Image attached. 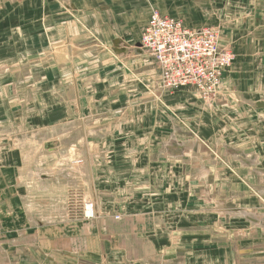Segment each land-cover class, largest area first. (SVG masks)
<instances>
[{
    "label": "crops",
    "instance_id": "0c3cea01",
    "mask_svg": "<svg viewBox=\"0 0 264 264\" xmlns=\"http://www.w3.org/2000/svg\"><path fill=\"white\" fill-rule=\"evenodd\" d=\"M152 10L219 29L214 103L161 88ZM0 264H264V0H0Z\"/></svg>",
    "mask_w": 264,
    "mask_h": 264
},
{
    "label": "built area",
    "instance_id": "2783aa9c",
    "mask_svg": "<svg viewBox=\"0 0 264 264\" xmlns=\"http://www.w3.org/2000/svg\"><path fill=\"white\" fill-rule=\"evenodd\" d=\"M139 43L157 64L163 90L174 93L192 88L198 98L207 103L219 98L222 75L231 66L234 55L220 46L216 28H187L181 20L152 11ZM77 199L81 203L76 213L82 219H94L93 204Z\"/></svg>",
    "mask_w": 264,
    "mask_h": 264
},
{
    "label": "rangeland",
    "instance_id": "374dc122",
    "mask_svg": "<svg viewBox=\"0 0 264 264\" xmlns=\"http://www.w3.org/2000/svg\"><path fill=\"white\" fill-rule=\"evenodd\" d=\"M152 11H155V10H152ZM152 11H151V12H152ZM216 28H217V27H216ZM217 30H218V32H219V34H220V31H219L218 28H217ZM229 51H230V50H229ZM230 52H231V51H230ZM231 53H232V52H231ZM83 142H84V141H82V143H83ZM82 143H81V144H82ZM78 149H79V148H78V146L76 145V164H77V165H79V164L82 163V158H80V155L78 156V152H77ZM65 159H66V158H65ZM85 201H86V202H90L89 200H87V198H85ZM78 203H81V202H77V201H76V207L78 206ZM90 203L93 204V209H94V208H95V207H94V203H93V202H90ZM95 213H96V211H95ZM83 220H85V219H83ZM85 221H87V220H85Z\"/></svg>",
    "mask_w": 264,
    "mask_h": 264
},
{
    "label": "bare ground",
    "instance_id": "6f19581e",
    "mask_svg": "<svg viewBox=\"0 0 264 264\" xmlns=\"http://www.w3.org/2000/svg\"><path fill=\"white\" fill-rule=\"evenodd\" d=\"M205 171V170H204ZM207 172V171H206ZM202 173H205V172H202ZM200 177V176H199ZM228 211V210H227ZM244 213V212H243Z\"/></svg>",
    "mask_w": 264,
    "mask_h": 264
}]
</instances>
